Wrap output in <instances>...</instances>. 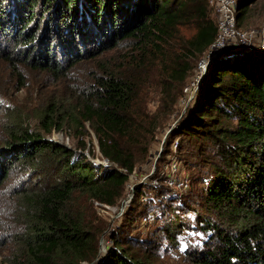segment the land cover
Wrapping results in <instances>:
<instances>
[{
    "label": "trees",
    "instance_id": "16d2710c",
    "mask_svg": "<svg viewBox=\"0 0 264 264\" xmlns=\"http://www.w3.org/2000/svg\"><path fill=\"white\" fill-rule=\"evenodd\" d=\"M257 1L238 3V26ZM212 8L209 0H0V53L7 60H24L62 76L84 59L124 42L129 46L127 62L116 70L103 67L106 74L97 76L96 87L82 92L77 103H51L41 113L39 129L10 131L0 145V186L18 167L36 178L16 188L27 236L13 264H150L131 238L117 236L120 231L112 233L99 257L96 233L69 203L77 190L107 206L123 200L136 172L135 148L148 146L157 126L134 109L140 78L127 70L142 67L145 57L158 59L170 68L172 81L185 82L192 60L217 40ZM190 22L196 32L184 40L179 29ZM204 74L177 133L192 137L212 168L196 220L200 231L213 235L202 250H193V259L197 264H264V48L239 43L215 56ZM176 100L177 95L170 104ZM67 123L82 136L90 123L107 162L89 159L84 140L73 147L48 138ZM157 188L179 203L163 230L174 236L190 226L185 210L190 200L173 198L162 184ZM137 210L132 203L124 218L129 221Z\"/></svg>",
    "mask_w": 264,
    "mask_h": 264
},
{
    "label": "rangeland",
    "instance_id": "374dc122",
    "mask_svg": "<svg viewBox=\"0 0 264 264\" xmlns=\"http://www.w3.org/2000/svg\"><path fill=\"white\" fill-rule=\"evenodd\" d=\"M241 1L237 0L238 3ZM213 8L212 16L219 19ZM240 28L249 30L248 33L264 29V0L250 6L248 19ZM195 32L196 24L186 23L180 26L179 37L187 40ZM225 46L223 44L222 48ZM128 50L129 46L124 42L99 56L84 59L64 71L62 76L30 66L24 60H7L0 53V145L10 137V131L39 129L41 113L51 103L64 107L77 103L82 92L96 87V77L106 74L103 67L116 70L127 62ZM207 52L192 60L189 76L182 84L171 80L173 74L170 68L162 66L158 59L145 57L146 63L142 67L135 65L127 70L140 78L134 109L144 115L147 113L150 121L157 123V126L149 136L148 146L137 145L135 148L138 157L136 172L126 184L124 198L118 205L100 204L80 190L72 196L70 207L85 218L97 235L99 257L105 254L111 244L112 233L117 231H120L117 236L131 238L132 246L135 250H141V256L147 255L150 264H197L193 259V250H202L211 239V231L198 229L196 214L203 210L198 202L209 187L212 168L202 160L201 151L192 137L177 135L187 108L198 96V88L211 63L209 61L203 67ZM176 55L178 58L184 57ZM213 55L217 56L216 53ZM173 63L171 58L170 65ZM176 95L177 100L171 105ZM151 127L152 124L147 125L146 131ZM82 133L85 135H80L67 123L61 129L54 128L48 138L73 147L84 140L89 159L101 164L107 162L90 123L86 124ZM34 178V174L30 177L18 167L13 179L0 186V264L15 263L23 251L22 242L23 237L27 236V228L16 188L21 181L34 184ZM160 184L169 187L173 198L179 195L182 199L190 200L185 207L190 226L174 236L163 233V230L169 224L175 205L179 203L168 199L169 194L165 196L158 192ZM138 190L146 194L137 195ZM134 202L138 210L127 221L124 214Z\"/></svg>",
    "mask_w": 264,
    "mask_h": 264
},
{
    "label": "built area",
    "instance_id": "2783aa9c",
    "mask_svg": "<svg viewBox=\"0 0 264 264\" xmlns=\"http://www.w3.org/2000/svg\"><path fill=\"white\" fill-rule=\"evenodd\" d=\"M210 5L215 8L218 14V33L217 40L207 52V60H204L203 67L211 62L215 57L212 50L216 49V54L226 52L229 48L241 43L246 46H261L264 48V29L261 31L252 30L250 33L244 31L238 26V19L236 16L238 2L237 0H209ZM223 44H226L222 48ZM221 46V47H220ZM222 48V49H221Z\"/></svg>",
    "mask_w": 264,
    "mask_h": 264
},
{
    "label": "water",
    "instance_id": "95a60500",
    "mask_svg": "<svg viewBox=\"0 0 264 264\" xmlns=\"http://www.w3.org/2000/svg\"><path fill=\"white\" fill-rule=\"evenodd\" d=\"M211 52H212V54L215 53L216 52V49H213Z\"/></svg>",
    "mask_w": 264,
    "mask_h": 264
}]
</instances>
